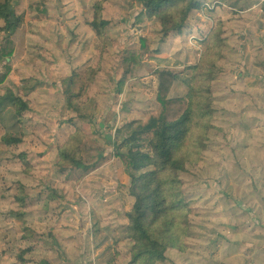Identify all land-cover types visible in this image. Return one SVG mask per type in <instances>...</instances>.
<instances>
[{"label":"rangeland","instance_id":"obj_1","mask_svg":"<svg viewBox=\"0 0 264 264\" xmlns=\"http://www.w3.org/2000/svg\"><path fill=\"white\" fill-rule=\"evenodd\" d=\"M95 1L13 0L15 10L24 13L25 21L13 36L17 49L10 60L12 72L4 85L20 93L25 92L24 88L32 91L25 96L30 106L22 122L16 124L9 115L4 121L8 130L4 133L22 135V143L6 149L0 146V264H19L17 255L27 246L20 238L24 227L35 233L33 250L24 256L28 264H105L112 251L102 258L98 255L102 248H94L90 228L94 221L108 236L107 243L116 244L119 256L114 264L129 262L131 242L125 238L124 227L132 199L126 189L129 180L122 175L119 159L113 156L115 131L126 121L143 118L155 109L157 102L151 93L153 82L155 86L157 81L155 72L177 69L173 64L179 57L175 51L180 44L189 45L184 33L170 42H160L155 21L136 20L140 11L137 0H107L103 14L109 25L102 49L88 26ZM208 1H218L214 11L225 4L220 0ZM223 10L235 17L240 11L237 6L233 11ZM213 17L216 21L214 12ZM233 23L236 21L229 17L228 24ZM140 36L153 41L156 53L151 56L168 59L171 65L163 67L147 58L136 69L135 79L118 93L116 81L121 72L122 52L138 48ZM237 50L245 52L244 48ZM252 58L256 59V55ZM240 59L247 63L242 53ZM221 61L212 83L214 118L206 149L198 164L188 165L180 173L185 198L196 209L190 216L188 249L184 253L169 250L167 260L158 264H214L221 254L227 253L221 250L222 244L235 240V236L239 235L236 239L239 240L241 236L247 239L257 235L264 241V230L259 231L254 224L244 226L241 221L249 216L248 209L255 215L260 213L258 227L264 221L258 204L251 207L244 203L254 192L253 175L264 176V168L258 165L254 172L247 170L228 153L238 141L252 145V139L239 138V131H264V83L258 91L250 90L249 94L242 91L244 88L239 85L242 78L230 83L232 74H238V67L224 69ZM228 62L232 67L240 61L232 54ZM96 65L98 74L76 100V110L67 109L62 81L71 72H77L81 75L76 79L79 88L86 83V68ZM147 76L152 77L145 83ZM173 93L184 95L186 89L178 85ZM68 119L78 122L87 137H94V143L86 137L82 167L60 174L54 168L56 149L73 132ZM21 152L32 166L27 174L23 173L24 165L18 156ZM256 157L247 154L244 158ZM18 182L24 185L30 199L27 214L22 218L10 216L11 211L19 209L14 198ZM237 202L241 203L240 208ZM231 216L236 230L232 232L233 238L227 232V219L231 220ZM40 233H51L53 250L39 237Z\"/></svg>","mask_w":264,"mask_h":264},{"label":"trees","instance_id":"obj_2","mask_svg":"<svg viewBox=\"0 0 264 264\" xmlns=\"http://www.w3.org/2000/svg\"><path fill=\"white\" fill-rule=\"evenodd\" d=\"M140 11L136 20L155 21L160 34V42L167 43L184 33L190 13L202 7L199 0H137ZM107 0H96L88 22L97 41L104 48L106 28L109 22L104 19V5ZM264 12V2L261 4ZM24 13H18L13 0H0V146L6 149L11 145L22 143V135L14 136L5 127V119H15L16 124L23 120L28 112L30 102L25 96L32 88H24L20 93L7 87L4 83L12 72L10 60L17 49L13 36L25 21ZM223 28L220 22L208 33L206 44L199 59L189 65L175 70L159 69L155 101L157 109L143 118L126 121L116 129L113 156L119 159L123 174L129 179L127 194L132 198V205L126 212L124 227L125 238L131 242L128 264H158L167 260L166 253L176 250L184 253L190 229L191 215L196 209L186 200L180 173L188 165L198 164L206 149L209 131L213 128L214 108L212 105V82L215 78L217 63L224 57ZM153 41L146 36L139 37V46L122 52L121 72L116 81L117 92L121 93L125 84L135 79L138 66L147 58L159 65H171L168 59H159L150 54L156 53ZM173 64L182 65L178 60ZM172 64V65H173ZM99 65L88 67L84 71L86 83L76 87V79L81 76L71 72L62 81L65 107L76 110L75 103L81 94L95 80ZM89 84V85H88ZM186 89L184 95L176 96V86ZM10 111V112H8ZM79 118L82 116L78 115ZM73 132L57 146V158L54 168L57 173L76 170L83 165V144L86 132L78 122L68 119ZM14 123V122H13ZM24 165L23 173L32 169L26 154L18 155ZM14 196L18 210L11 211L10 216H25L29 199L22 183L17 184ZM9 214V213H8ZM8 214L6 216H8ZM24 231V232H23ZM93 246L101 249L98 255L107 256L105 264H114L119 256L116 244L107 243L98 225H91ZM21 239L27 245L17 255L20 264H28L25 255L33 250L34 230L24 227ZM39 237L53 250L50 244L51 233H40ZM115 247V249H114ZM102 259H100L101 261Z\"/></svg>","mask_w":264,"mask_h":264},{"label":"crops","instance_id":"obj_3","mask_svg":"<svg viewBox=\"0 0 264 264\" xmlns=\"http://www.w3.org/2000/svg\"><path fill=\"white\" fill-rule=\"evenodd\" d=\"M199 1L201 3L212 2L208 0H199ZM220 1L230 6L229 7L225 4H222L221 6L223 9L225 8L229 11H233L232 9H236V6L240 9V11L237 10L236 13L238 15H236V17L233 15L232 12L228 14L221 7H218V9L214 11L216 23L220 22L222 24V28L224 32L223 39L225 46H224V58L221 61V63L223 64L222 66L224 69L227 70L234 67H238L239 72L238 74L237 73L232 74L230 83L234 84L235 80H237L238 78H242V81L239 83L240 88H244L242 91H247L248 94L250 90L252 92L258 91L262 87V83H264V12L261 10V4L262 2H264V0H220ZM199 16H200L199 10H193L190 13L189 21L184 30L185 39L187 35H189L191 32L200 33L208 30L207 29L208 24L206 20L200 18ZM229 17L233 18L236 21V23H233V26H230L228 24ZM217 18L220 19L217 21ZM185 42L187 43V39ZM189 47L187 46V44L184 45L180 44V46L176 49L175 53L178 54L179 56L176 59L179 60L180 63L182 64L177 67L193 64L199 59L197 51L194 48L190 47L191 48L190 49ZM237 47H239L240 49L244 48L245 52L243 53V50H237ZM204 48L205 47L203 44L202 51L204 50ZM241 53L242 55H244V59L247 58L246 60L247 63H245L244 60L240 59ZM232 54L235 60L240 62L237 63V65H233L232 67H230L228 60H229V56ZM254 55H256V59L252 58ZM143 64H145V62ZM157 68L159 69V66ZM150 77L152 76H147L145 78L146 80L145 83L149 82ZM154 80H157L156 76L154 77ZM157 83L158 82L156 81L154 86V82H153V86H152L153 88L151 93L154 94V99H155ZM156 109H157V105H155V109L152 112L156 111ZM87 138H92L91 139L92 144L94 143L93 140L94 137L92 135H89ZM239 138H249L252 139L253 142L252 145L246 141L236 142L235 145L232 146L228 152L229 154H231L233 161L235 162L236 159L239 160L240 165H242L243 168L247 170H251L253 172L259 167L258 165H261V167L264 168V131H249V132L239 131ZM233 154H235L237 157L234 158ZM247 154L257 155V157L255 159L253 158V160H247L246 158H244L247 157ZM122 175L125 176V174L123 173ZM125 177L127 178V176ZM257 178H259V180H257ZM253 183H254V192L247 197L244 203L245 205L249 204L251 207H253V204H258L260 207L261 214L264 215V176L258 177L257 175H253ZM128 186L126 187V189H128ZM233 189L235 191L238 190L237 187ZM238 193L240 196V192ZM240 198L242 197L240 196ZM30 202H31V206H33L34 200L32 199ZM240 204L241 203H238L239 208H240L239 206ZM248 212H249V216L246 215L245 218L241 219L243 225L249 226L251 224H254L255 227L259 228V231H263L264 221L261 224V227L257 226L258 224H260L259 221L260 213L255 215L254 212L253 213L251 212V209H248ZM231 218L233 219V224H231L232 219L230 220V217L227 219L229 221V228L227 232L230 235L235 230L233 227L235 225L234 223L235 220L234 217L231 216ZM94 224L99 226L97 221L91 223V225ZM231 236L233 238L234 234H232ZM234 238L235 240L233 239V241L230 240L222 244L221 250H227V253L221 254V257L217 258L214 264H228V262H233L234 260L236 262H239V264H264L263 240H260L257 235L250 236L247 239H245V236H241L239 240H236L239 238V235L238 237L235 236ZM111 244L114 245L113 242ZM233 256L234 259H232Z\"/></svg>","mask_w":264,"mask_h":264},{"label":"built area","instance_id":"obj_4","mask_svg":"<svg viewBox=\"0 0 264 264\" xmlns=\"http://www.w3.org/2000/svg\"><path fill=\"white\" fill-rule=\"evenodd\" d=\"M219 4L218 1H212V2H202V7L199 10L200 18L206 20L208 27L207 31L200 32V33H190L187 35V43L191 48H194L197 53L198 57H200L202 51L203 44L205 40L207 39L208 33L215 27L216 21L213 17V12L215 9V6Z\"/></svg>","mask_w":264,"mask_h":264}]
</instances>
